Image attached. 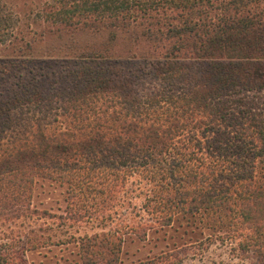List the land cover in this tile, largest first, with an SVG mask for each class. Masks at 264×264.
<instances>
[{
	"label": "trees",
	"instance_id": "16d2710c",
	"mask_svg": "<svg viewBox=\"0 0 264 264\" xmlns=\"http://www.w3.org/2000/svg\"><path fill=\"white\" fill-rule=\"evenodd\" d=\"M40 16L125 42L0 59V264H26L47 218L97 222L85 257L180 219L264 264V0H55ZM17 21L0 1V31L16 39ZM38 179L65 185V215L33 205ZM130 206L150 219L103 229Z\"/></svg>",
	"mask_w": 264,
	"mask_h": 264
},
{
	"label": "rangeland",
	"instance_id": "374dc122",
	"mask_svg": "<svg viewBox=\"0 0 264 264\" xmlns=\"http://www.w3.org/2000/svg\"><path fill=\"white\" fill-rule=\"evenodd\" d=\"M0 1L6 9H11L15 13L18 20L16 23L18 29L14 30L17 35L16 39L13 40L8 32L0 31L1 60L10 57L24 61L42 58L64 61L102 43L108 47L107 50L112 55L116 56L125 42L122 31L117 32V37L113 41H108L112 29L103 25L75 31H54L55 25L44 21L40 14L42 8L52 4L55 0ZM52 25V31L49 32L48 29ZM20 36H23L24 40H20ZM26 41L30 42V46L26 45ZM57 67L55 69L61 68V66ZM133 201L140 203L141 198H135ZM32 203L38 209H47L51 213L63 215L67 212V205H70L65 185L49 179L37 180L33 189ZM136 209L130 206L127 210L119 209L123 214L111 212L114 219L105 221L103 229H121L122 219L132 223L151 217L150 214ZM19 223L18 220L12 226L13 230L15 232L25 231L26 228ZM33 227L35 233L42 235L44 243L35 249L26 251V264L248 263V259L242 257L237 251L236 242L233 240L214 234L208 237L210 230L203 229L201 225L197 227L186 225L180 219L170 226L153 227L144 239H140L135 232H126L119 247L117 260L112 261V257H85L84 255L83 242L79 237L85 233L91 234L99 231L96 221L47 218L39 219ZM95 250L100 252L102 248H95ZM100 255H102L101 252Z\"/></svg>",
	"mask_w": 264,
	"mask_h": 264
}]
</instances>
